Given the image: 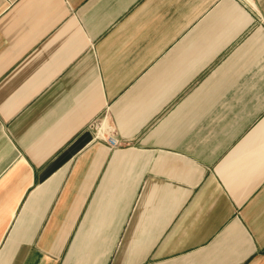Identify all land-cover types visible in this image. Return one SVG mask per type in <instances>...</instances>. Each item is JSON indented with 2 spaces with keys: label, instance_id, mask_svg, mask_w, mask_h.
Returning a JSON list of instances; mask_svg holds the SVG:
<instances>
[{
  "label": "crops",
  "instance_id": "1",
  "mask_svg": "<svg viewBox=\"0 0 264 264\" xmlns=\"http://www.w3.org/2000/svg\"><path fill=\"white\" fill-rule=\"evenodd\" d=\"M0 264H264V0H0Z\"/></svg>",
  "mask_w": 264,
  "mask_h": 264
},
{
  "label": "built area",
  "instance_id": "2",
  "mask_svg": "<svg viewBox=\"0 0 264 264\" xmlns=\"http://www.w3.org/2000/svg\"><path fill=\"white\" fill-rule=\"evenodd\" d=\"M93 128H94L95 131H97V132L100 131L101 134L104 133V131H105V129H102V128H101V125H100L99 122H95V123L93 124ZM103 140L106 141L107 144H108L111 148H114V147L117 145V140H116L113 136H111V135H107V136H106V139L103 138Z\"/></svg>",
  "mask_w": 264,
  "mask_h": 264
}]
</instances>
